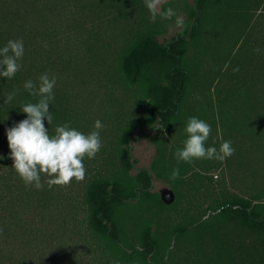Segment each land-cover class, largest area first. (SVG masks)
<instances>
[{
  "label": "trees",
  "instance_id": "trees-1",
  "mask_svg": "<svg viewBox=\"0 0 264 264\" xmlns=\"http://www.w3.org/2000/svg\"><path fill=\"white\" fill-rule=\"evenodd\" d=\"M145 3L0 0V45L16 38L24 42L21 68L10 79L0 77V153L4 154L0 159V264H264L260 192L251 196L219 192L205 208L195 209L185 222L159 237L140 215L143 209L173 203L166 204L151 190L153 176L166 178L178 196L187 183L189 166L169 159L165 141L159 144L156 133L149 136L156 147L149 167L132 173L130 160L136 129L169 131L175 121L183 120L185 140V118L190 116L211 125L216 135L213 139L210 132L205 143L230 140L261 143L264 148V0H193L183 25L167 41L159 40V29L147 16ZM74 40L86 41L94 50L103 41L108 46L118 43L119 77L128 86L143 89L147 108L144 118L126 126L116 139L119 159L111 171H87L81 185L82 206L70 214L69 224L62 220L59 238L54 239L36 229L39 212L53 201L52 186L48 187L43 173L41 188L20 178L7 155L5 128L26 115L20 105L39 99L23 88L24 81L38 83L40 74L48 72L56 76L49 104L53 119L49 124L45 121L49 133L65 122L78 129L74 93L60 81L70 61L58 52L61 41ZM191 44L198 48L197 63L205 56L212 59L208 70L198 74L200 66L193 69L187 58ZM192 84L197 93L190 100ZM14 89L13 99L4 102ZM173 168L180 170L175 179L170 177ZM29 206L34 210L31 216ZM69 234L71 241L63 238ZM67 251L72 252L69 258Z\"/></svg>",
  "mask_w": 264,
  "mask_h": 264
},
{
  "label": "rangeland",
  "instance_id": "rangeland-1",
  "mask_svg": "<svg viewBox=\"0 0 264 264\" xmlns=\"http://www.w3.org/2000/svg\"><path fill=\"white\" fill-rule=\"evenodd\" d=\"M153 2L157 13L169 7L175 11V15L171 18H165L158 14L153 20L150 10L147 6L145 7L147 16L159 29V40L167 41L183 25L187 18V8L192 5L193 0H153ZM176 16L183 18L182 24L176 23ZM229 30L232 31V29ZM98 47L95 50L93 47L89 49L87 42L80 40L61 41L58 45V52L70 61L68 72L60 81L66 87L69 85L70 90L72 89L74 93L73 102L77 105L78 130L84 133L91 132L94 130L96 119L101 120L103 124V127L99 129L100 150L93 158H88L86 155L83 158L86 170L84 178L87 171L90 173L96 170L103 173L107 169L111 171V167L119 159L118 149L115 145L116 139L126 126L141 121L147 108L143 89L140 86H128L119 77L117 71L119 44L111 42V45L108 46L103 41V46L99 45ZM197 49L196 45L191 44L187 50V58L192 63L194 70L197 68L196 65L200 66V69L196 70L199 74L204 69L205 71L208 70L212 64V59L210 56L208 58L205 56L202 57L200 63H197L198 60L194 56ZM58 75L61 76V74ZM214 83L212 82V84ZM190 89L191 100L197 92H195L193 84ZM185 120H188L187 117ZM184 122L186 121H175L174 127L169 131L162 130L160 127L157 129L151 127L138 128L135 131L137 137L130 141V155L134 161L132 173L140 168H148L154 159L156 147L149 138L152 133H156L159 144L162 140L165 141L169 159L178 164L189 166L188 171H186L187 183H184V186L179 190L178 196L175 195L166 178L153 176L151 190L169 200V203L166 204L173 203L172 206L161 209H143L140 215V218H145L152 224L159 237L167 235L176 223L185 222L187 216L195 209L202 210L205 208L219 192L228 195L234 193L239 196H251L260 192L259 201L264 202V148L260 146L261 143L259 146L242 142L232 144L235 148L234 153L222 161L207 158H193L190 162L178 160L174 153L176 149L183 147L182 126ZM144 131L146 133H143ZM211 134L214 139L216 134L212 130ZM215 146L219 149L220 144ZM110 162L111 164H109ZM84 178L81 180L73 178L66 185H52L53 201L46 210L42 213L39 212L37 216L39 227L36 229L45 230L51 238H59L58 229H61L62 220H67L69 224L70 214L74 215L82 206L81 185ZM191 180L193 182L189 183ZM28 211L30 212H28V216L33 215L32 207L29 206ZM37 212L35 211V214ZM44 215V220H42ZM70 236L71 234L63 238L71 241L72 237ZM49 252L58 256L55 249H50ZM71 255L72 252L67 251V258ZM65 256L66 253L63 254L62 259ZM45 258L43 256L41 260Z\"/></svg>",
  "mask_w": 264,
  "mask_h": 264
},
{
  "label": "clouds",
  "instance_id": "clouds-1",
  "mask_svg": "<svg viewBox=\"0 0 264 264\" xmlns=\"http://www.w3.org/2000/svg\"><path fill=\"white\" fill-rule=\"evenodd\" d=\"M146 6L151 12V18L156 19L159 14L165 18L175 15L171 7L157 13L153 0H146ZM176 23L182 24L183 18L176 16ZM257 52L259 48L255 49ZM24 55L22 38L9 39L0 45V77L12 78L21 68L19 61ZM238 71V66L233 69ZM56 76H49L48 72L41 73L38 83L28 79L23 88L30 95L39 97L36 102L20 105V111L26 113L24 118L16 121L12 126L5 128L8 142V156L12 158V168L15 169L25 184L36 188L43 187L41 174L48 177L47 184L66 185L73 178L81 180L85 175L83 158H93L101 148L99 129L103 127L101 120L94 121V130L84 133L68 122L57 124L54 134L49 133L45 124L53 119L49 104L53 100V88ZM16 90L9 92L4 102L11 101ZM162 128V126H161ZM184 131L188 134L183 147L176 149L174 155L178 160L191 161L193 158H207L224 160L231 156L235 148L230 140H223L219 149L215 145H206L211 125L196 116L188 117ZM4 156L0 153V159ZM180 175L179 168H173L170 177L175 179Z\"/></svg>",
  "mask_w": 264,
  "mask_h": 264
},
{
  "label": "water",
  "instance_id": "water-1",
  "mask_svg": "<svg viewBox=\"0 0 264 264\" xmlns=\"http://www.w3.org/2000/svg\"><path fill=\"white\" fill-rule=\"evenodd\" d=\"M130 160L132 161V157L130 158ZM153 182H151V186H152ZM161 199L165 202V203H169V200H166L163 195L160 196Z\"/></svg>",
  "mask_w": 264,
  "mask_h": 264
}]
</instances>
